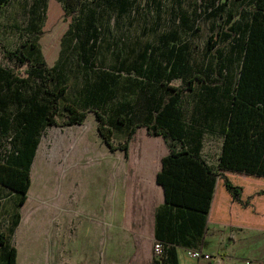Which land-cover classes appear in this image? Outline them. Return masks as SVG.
Instances as JSON below:
<instances>
[{
    "label": "trees",
    "instance_id": "1",
    "mask_svg": "<svg viewBox=\"0 0 264 264\" xmlns=\"http://www.w3.org/2000/svg\"><path fill=\"white\" fill-rule=\"evenodd\" d=\"M12 1L0 0V10ZM227 1L244 7L240 14L235 9L230 13V33L225 34L233 42L235 81L225 86L220 80V84L209 86L206 79L195 74L186 81L187 87L180 88L169 83L181 73L189 74L182 59H162L151 44L143 50L136 48L128 34L117 36L104 27L135 24L140 17L146 23L144 15L153 10L157 27L164 21L173 23L176 15L171 10L167 12L169 18H162L165 0H63L66 13L78 16L62 39L54 67L47 65L38 37L4 52L7 60L26 71L17 75L0 66V140L13 138L10 154L0 160V186L21 195L18 205H25L31 169L45 128L58 125L59 119L65 126L83 125L94 112L107 148L123 151L126 158L139 129L164 139L170 155L164 159L157 181L164 187L169 205L209 214L216 187L222 184L235 204L258 215L264 213L259 206L264 200V0ZM178 35L170 32L160 41H177ZM108 54L117 59L114 73L139 74L141 81L127 86L129 91L134 92L135 87L140 91L136 100L116 103L122 86L114 73L105 72L93 80ZM197 79L205 84L200 118L187 122L182 93L194 91ZM209 125H215L224 135L216 169L199 151L204 127ZM115 130L125 135L123 143H115ZM19 224L17 216L10 236ZM157 241L164 244L165 258L156 259L154 264H177L169 246ZM0 244L4 264H18V250L3 234Z\"/></svg>",
    "mask_w": 264,
    "mask_h": 264
},
{
    "label": "rangeland",
    "instance_id": "2",
    "mask_svg": "<svg viewBox=\"0 0 264 264\" xmlns=\"http://www.w3.org/2000/svg\"><path fill=\"white\" fill-rule=\"evenodd\" d=\"M141 1L144 3V0ZM234 9L238 14L242 13L243 4L227 0H165L162 18H169L167 12L171 10L176 15L173 23L164 21L157 27V13L153 10L149 15H144L146 23L140 17L135 24L119 26L113 23L104 27L117 36L119 33L128 34L130 43L136 48L143 50L151 44L158 49V57L162 59L171 62L182 59L181 63L186 64L189 74L181 73L179 78L169 83L170 86L187 87L186 81L195 74L206 79L209 86L220 84V80L228 86L237 77L233 42L225 36L230 33L228 18ZM77 16L66 13L63 0H13L8 7L0 10V66L17 75L24 74L26 69L7 60L4 52L14 51L27 40L38 37L47 65L54 67L62 39L74 25ZM133 16L138 18L137 14ZM235 20H239V17ZM170 32L179 33L177 41H160ZM99 66H103V69L97 68L93 80L101 78L105 72L114 73L117 59L108 54L104 64ZM114 74L122 86L121 91H117L116 103L128 104L136 100L140 91L135 85V91H129L127 86L138 84L141 81L139 74L135 72L130 75L127 71ZM216 75L219 79H216ZM83 81L84 75L81 74L80 82ZM193 86L194 91L182 93L187 122L199 114L205 94L202 79L194 80ZM139 131L132 140L133 146L146 143L147 130L143 128ZM12 139L10 136L0 140V160L10 154ZM114 140L116 144H121L126 137L115 130ZM220 143L219 136L207 140L210 150L216 151ZM113 160L99 135L94 112L89 113L83 125L65 126L63 119H59L58 125L45 128L31 169V186L26 204L19 206L21 195H14L0 186V234L17 248L18 264H75L72 263V255L76 252L75 241L80 238L74 240L79 230L75 236L70 235L74 228L72 220L79 224V228L94 230L91 233L88 231V245L90 249L95 248L90 255L97 254L95 228L99 222L97 197L102 185L100 177L103 166ZM17 216L20 224L15 234L10 236ZM82 237L85 241V235ZM0 264H4L1 244Z\"/></svg>",
    "mask_w": 264,
    "mask_h": 264
},
{
    "label": "crops",
    "instance_id": "3",
    "mask_svg": "<svg viewBox=\"0 0 264 264\" xmlns=\"http://www.w3.org/2000/svg\"><path fill=\"white\" fill-rule=\"evenodd\" d=\"M199 118L196 114L193 120ZM145 133V144H130L129 158L121 150H109L114 160L103 166L97 197V254L90 255L95 248L88 245V233L94 230L79 228L72 220L70 235L75 236L79 230L74 240L80 238L75 241L72 263L154 264V242L161 240L169 246L177 264H263L264 213L258 215L235 204L222 184L216 187L209 214L169 205L157 178L170 150L162 137ZM202 134L200 155L216 169L224 135L215 125L204 127ZM215 136L221 141L216 151L207 146V140ZM259 206L264 208V200ZM190 250L207 254L210 259H194L188 255ZM164 258L165 254L158 260Z\"/></svg>",
    "mask_w": 264,
    "mask_h": 264
},
{
    "label": "built area",
    "instance_id": "4",
    "mask_svg": "<svg viewBox=\"0 0 264 264\" xmlns=\"http://www.w3.org/2000/svg\"><path fill=\"white\" fill-rule=\"evenodd\" d=\"M153 252H154V257L156 259L161 258L163 256V254H164V244L162 242H159V241L156 240L154 242ZM188 255L190 257L194 258V259H201V258H204L206 260L210 259L209 255L204 254V253H202L200 251L190 250V251H188ZM247 264H253V262L248 261Z\"/></svg>",
    "mask_w": 264,
    "mask_h": 264
}]
</instances>
